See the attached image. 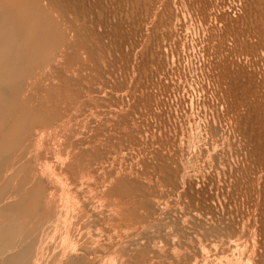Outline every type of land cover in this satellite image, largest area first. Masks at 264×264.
Here are the masks:
<instances>
[{
    "label": "bare ground",
    "instance_id": "6f19581e",
    "mask_svg": "<svg viewBox=\"0 0 264 264\" xmlns=\"http://www.w3.org/2000/svg\"><path fill=\"white\" fill-rule=\"evenodd\" d=\"M0 264H264V0H0Z\"/></svg>",
    "mask_w": 264,
    "mask_h": 264
}]
</instances>
